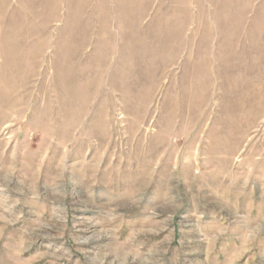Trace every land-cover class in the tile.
<instances>
[{"label": "rangeland", "instance_id": "1", "mask_svg": "<svg viewBox=\"0 0 264 264\" xmlns=\"http://www.w3.org/2000/svg\"><path fill=\"white\" fill-rule=\"evenodd\" d=\"M0 264H264V0H0Z\"/></svg>", "mask_w": 264, "mask_h": 264}]
</instances>
